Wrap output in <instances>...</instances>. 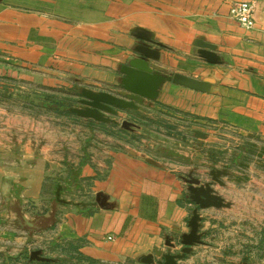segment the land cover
<instances>
[{"label":"crops","instance_id":"1","mask_svg":"<svg viewBox=\"0 0 264 264\" xmlns=\"http://www.w3.org/2000/svg\"><path fill=\"white\" fill-rule=\"evenodd\" d=\"M240 2L256 3L252 30L230 16ZM139 33L163 46L153 47L160 59L152 64L204 91L166 82L157 101L119 110L116 124L70 112L83 90L121 92L123 70L139 58ZM202 44L222 64L204 60ZM155 110L197 123L201 147L221 130L237 135L231 165L186 172L134 151L126 137L140 132L122 124ZM216 170L229 172L224 187L213 183ZM190 175L213 184L228 207L200 211L206 245L180 264L210 255L264 264V0H0V264H25L31 243L43 239L80 245L102 264L180 253L196 208Z\"/></svg>","mask_w":264,"mask_h":264},{"label":"water","instance_id":"2","mask_svg":"<svg viewBox=\"0 0 264 264\" xmlns=\"http://www.w3.org/2000/svg\"><path fill=\"white\" fill-rule=\"evenodd\" d=\"M137 38L142 40V44L135 49L139 55L138 59L130 62L129 66L123 70L124 78L121 81V92L113 95L107 92H94L92 90H83L80 94L81 100L79 107L71 108L70 112L77 116L93 120L103 124H116L117 121L113 117L118 116V111H138L145 101L155 102L160 96V91L166 82L173 83L195 91H204V84L192 78L182 75L166 76L165 71L159 66L152 64L160 59V52L153 47L162 45L155 43L146 34L139 33ZM201 57L210 64H222L219 56L214 52V48L207 44L200 45ZM134 125L130 122H124L122 128L125 130H134ZM213 183L225 186L221 181L223 176H228L229 172L213 171L211 173ZM186 182L189 184V192L191 200L196 205L193 216L188 222L189 233L180 234L179 243L184 247L180 253H163L158 252L156 257L145 258L143 264H180L190 254L194 248L200 245H206L203 241L204 234L202 229V216L200 211L211 208H225L228 205L224 200L215 194L213 184L208 183L202 186V181L193 175H190ZM196 186L198 188H196ZM100 203V198H98ZM170 249L175 248V244L167 241ZM31 262L50 264L54 260L46 257L41 250L33 251L30 255Z\"/></svg>","mask_w":264,"mask_h":264},{"label":"rangeland","instance_id":"3","mask_svg":"<svg viewBox=\"0 0 264 264\" xmlns=\"http://www.w3.org/2000/svg\"><path fill=\"white\" fill-rule=\"evenodd\" d=\"M13 89L18 90L17 87H13ZM31 94L34 93L32 92ZM27 99L31 100L30 95L23 100ZM12 105L17 107L15 102ZM148 114V118L144 115L143 118L132 123L135 126L134 130L136 129L140 133L129 135L126 139L131 141V148L134 151L136 150L146 156L160 160V162L171 169L179 170L180 167H183V171L196 172L200 171L202 166L207 168L211 164L218 167L229 166L234 156L227 148L234 146V148L239 150L238 143L241 139L233 133L221 130L220 133L222 135L216 136V143L201 147L195 140L193 132V129L198 127L197 123L191 122L176 113L171 114L161 110L151 111ZM151 118L154 119L151 120ZM196 155H204V157L207 156L209 159H204L207 162L204 163L202 159H197ZM249 161L250 159L244 160L242 166H246ZM31 244V249L41 250L46 257L54 260L50 264H102L86 258L79 251L81 249L80 245L73 246L62 242H54L51 245L46 239L42 241L35 240ZM29 256L28 252L24 254L23 260L25 264H28ZM234 258L236 260L240 259L238 250L234 253ZM5 259V264H19V257H12L9 260ZM219 260L221 259L217 256L210 255L209 261L205 262V264H226V262Z\"/></svg>","mask_w":264,"mask_h":264},{"label":"built area","instance_id":"4","mask_svg":"<svg viewBox=\"0 0 264 264\" xmlns=\"http://www.w3.org/2000/svg\"><path fill=\"white\" fill-rule=\"evenodd\" d=\"M255 14V2L235 3L230 10L231 18L247 30H252L255 27Z\"/></svg>","mask_w":264,"mask_h":264},{"label":"trees","instance_id":"5","mask_svg":"<svg viewBox=\"0 0 264 264\" xmlns=\"http://www.w3.org/2000/svg\"><path fill=\"white\" fill-rule=\"evenodd\" d=\"M27 261H29V258H28V260Z\"/></svg>","mask_w":264,"mask_h":264}]
</instances>
